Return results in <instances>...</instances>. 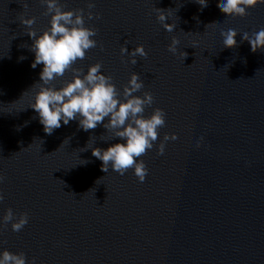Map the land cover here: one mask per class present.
I'll use <instances>...</instances> for the list:
<instances>
[{
    "label": "water",
    "instance_id": "water-1",
    "mask_svg": "<svg viewBox=\"0 0 264 264\" xmlns=\"http://www.w3.org/2000/svg\"><path fill=\"white\" fill-rule=\"evenodd\" d=\"M94 2L99 19L88 20V0H60L65 10L83 8L97 30V46L75 66L86 72L100 62L121 91L140 74L137 94L154 97L145 115L166 113L157 144L165 133L179 143L141 157V183L131 169L101 171L92 150L83 151L88 141L105 149L118 142L102 140V126L85 132L71 121L46 135L28 107L43 66L31 67L32 39L20 20L34 17L39 34L50 16L40 0H0V217L8 208L29 216L20 232L0 225V251L23 252L28 264H264V49L253 52L241 38L264 28V4L227 17L221 0L205 9L194 0ZM160 9L174 32L158 22ZM228 29L238 33L232 48L222 43ZM125 43L129 51L143 45L147 57L132 65L120 53Z\"/></svg>",
    "mask_w": 264,
    "mask_h": 264
},
{
    "label": "clouds",
    "instance_id": "clouds-1",
    "mask_svg": "<svg viewBox=\"0 0 264 264\" xmlns=\"http://www.w3.org/2000/svg\"><path fill=\"white\" fill-rule=\"evenodd\" d=\"M202 9L208 7L207 0H194ZM45 7L44 15L50 16L49 26L40 32L32 27L35 18H21L20 23L28 29L27 35L32 39L29 51L34 53L31 67L35 69L42 65L39 74V82L30 107L43 126L46 135H52L61 126H67L71 121L78 122V128L85 132L102 126L106 135H102L104 141L118 138V142L111 143L105 148L93 147L89 141L83 151L92 150V155L102 162L101 171L108 173L109 169L120 175H124L129 169L133 170L139 182H144L147 175L143 157L148 151L157 146V155L165 154L166 142L179 143L175 133H165L163 140H159V130L166 124V113L159 107L153 108L150 114L145 115L146 109L154 103V97L150 91H144L145 87L140 74L132 72L122 91L113 82L111 75H106L101 69L102 64L96 62L90 64L85 72L82 67H76L77 61L85 58L88 50L97 46V30L85 23V10L67 9L61 6L60 0H40ZM264 4V0H221L219 10L227 17H244L248 9L257 4ZM87 19H99L98 13H93L94 0H88ZM157 20L166 32H174L176 24L168 23L170 14L168 10L157 13ZM237 32L228 29L221 32L223 47L237 46ZM242 40L251 45V50L264 49V28L249 35L242 33ZM179 40L172 38L167 50L172 55H178ZM122 58L128 57L132 65L137 63V57H147L143 45H136L129 51L127 43L121 46ZM187 53H183V61ZM21 60L24 57L20 58ZM71 73L70 79H65L57 87L53 82L58 78ZM33 85V86H34ZM197 141L196 147L201 146ZM81 165L88 161L82 160ZM5 180L0 174V184ZM3 192H0V203L4 200ZM29 222L27 212L17 215L11 208L6 209L0 217V225H11L13 232H20ZM0 264H28L23 252L14 253L8 250L0 251ZM32 264H36L35 259Z\"/></svg>",
    "mask_w": 264,
    "mask_h": 264
}]
</instances>
